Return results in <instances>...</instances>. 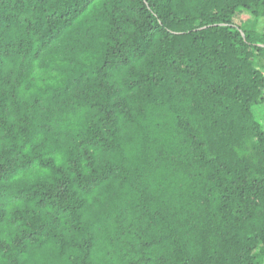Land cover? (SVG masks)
Listing matches in <instances>:
<instances>
[{
	"label": "trees",
	"instance_id": "1",
	"mask_svg": "<svg viewBox=\"0 0 264 264\" xmlns=\"http://www.w3.org/2000/svg\"><path fill=\"white\" fill-rule=\"evenodd\" d=\"M262 22L0 0V264H264Z\"/></svg>",
	"mask_w": 264,
	"mask_h": 264
},
{
	"label": "rangeland",
	"instance_id": "2",
	"mask_svg": "<svg viewBox=\"0 0 264 264\" xmlns=\"http://www.w3.org/2000/svg\"><path fill=\"white\" fill-rule=\"evenodd\" d=\"M241 13H238V17L235 18V21L238 23H245L247 25H251L254 22V18L252 17L251 14L245 13L243 11H240ZM262 26L264 25V22L261 24ZM254 113L257 117L258 120L263 122L264 124V104H257L254 106Z\"/></svg>",
	"mask_w": 264,
	"mask_h": 264
},
{
	"label": "snow or ice",
	"instance_id": "3",
	"mask_svg": "<svg viewBox=\"0 0 264 264\" xmlns=\"http://www.w3.org/2000/svg\"><path fill=\"white\" fill-rule=\"evenodd\" d=\"M0 123H2V121H0ZM3 171V164H2V162H0V172H2Z\"/></svg>",
	"mask_w": 264,
	"mask_h": 264
}]
</instances>
